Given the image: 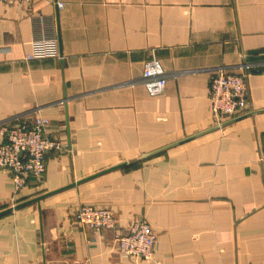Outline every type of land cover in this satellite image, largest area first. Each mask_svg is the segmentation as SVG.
<instances>
[{"label": "crops", "instance_id": "obj_1", "mask_svg": "<svg viewBox=\"0 0 264 264\" xmlns=\"http://www.w3.org/2000/svg\"><path fill=\"white\" fill-rule=\"evenodd\" d=\"M151 61L172 75L156 96L135 83ZM241 64L246 109L219 122L210 81ZM37 108L63 147L16 195L0 172V213L33 201L0 215V264H264V0L0 2V123ZM83 205L116 229L80 226ZM133 221L148 261L116 248Z\"/></svg>", "mask_w": 264, "mask_h": 264}, {"label": "built area", "instance_id": "obj_2", "mask_svg": "<svg viewBox=\"0 0 264 264\" xmlns=\"http://www.w3.org/2000/svg\"><path fill=\"white\" fill-rule=\"evenodd\" d=\"M17 0H0L10 3ZM29 3L31 0H19ZM39 50L28 55L26 60L55 56L39 45ZM255 67L238 65V74L229 69L217 68L209 85L210 109L219 122L240 115L247 106V77ZM172 75L156 61L145 64L141 77L135 82L142 85L150 96L163 92L167 80ZM30 116V117H29ZM49 120L41 115V109L33 110L30 115H21L0 123V172L11 177L14 194L20 193L28 185L29 178L40 181L45 172V157L53 150H61L62 144L47 133ZM261 176L264 181V153L259 156ZM82 227L93 231L115 230L116 220L112 212L103 207L80 206L73 215ZM119 252L143 261H148L154 252L156 237L143 221H133L124 232L114 235Z\"/></svg>", "mask_w": 264, "mask_h": 264}, {"label": "water", "instance_id": "obj_3", "mask_svg": "<svg viewBox=\"0 0 264 264\" xmlns=\"http://www.w3.org/2000/svg\"><path fill=\"white\" fill-rule=\"evenodd\" d=\"M124 165H125V164L119 165V166L116 167V168H120V167H122V166H124ZM116 168H115V169H116ZM35 201H36V200H35ZM31 202H33V201H29V202H25V203L19 204V205L15 206L13 209L21 208V207H23V206H25V205H27V204H29V203H31ZM13 209H8V210H6L5 212H9V211H11V210H13ZM5 212L0 213V215L4 214Z\"/></svg>", "mask_w": 264, "mask_h": 264}]
</instances>
